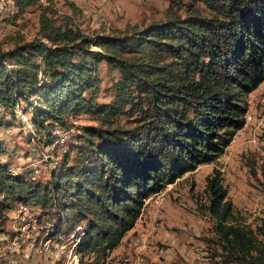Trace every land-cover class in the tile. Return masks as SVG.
<instances>
[{"label":"trees","instance_id":"16d2710c","mask_svg":"<svg viewBox=\"0 0 264 264\" xmlns=\"http://www.w3.org/2000/svg\"><path fill=\"white\" fill-rule=\"evenodd\" d=\"M188 1L208 14L95 36L47 7L39 38L0 51V107L12 116L9 125L23 126L16 110L27 105L31 138L50 147L61 144L57 130L67 133L69 117L98 122L82 128L84 144L70 148L72 160L65 153L47 183L0 161V236L9 212L39 207L46 221L55 218L48 240L77 231L78 255L104 259L147 198L220 157L246 123L247 96L264 82V0ZM102 63L111 75L108 102L98 101ZM134 114L130 127L118 125ZM206 192L216 256L223 264H264V226L258 235L235 221L220 171L207 177Z\"/></svg>","mask_w":264,"mask_h":264},{"label":"rangeland","instance_id":"374dc122","mask_svg":"<svg viewBox=\"0 0 264 264\" xmlns=\"http://www.w3.org/2000/svg\"><path fill=\"white\" fill-rule=\"evenodd\" d=\"M14 1L16 11L13 14L0 12V51H7L16 44L39 38V16L47 7L52 10L50 15L54 19L69 17L88 36L128 31L134 26L143 27L175 17L208 14L202 3L192 5L188 0H38L22 7L17 4V0ZM108 72L109 68L102 63L97 74L102 80L99 102L111 99L107 96L110 94L105 91L111 77ZM247 101L248 119L244 127L236 132L215 162L198 165L147 198L134 227L107 257L103 259L93 253L82 257L76 250L75 255L79 257L76 263L223 264L224 260L215 254L214 224L206 210L207 177L215 169L221 173L235 221L260 235V229L264 226V82L247 96ZM26 108L27 105L21 104L16 110L17 118L23 126L17 121L16 124L9 125L8 123H13L12 116L6 112H3L6 116L0 113V121L4 117V125L0 126V161L8 165L13 173L25 171L36 182L47 183L53 171L62 163L65 153H70L72 160L76 153H71L70 148L84 144L78 140L82 128L96 126L98 122L87 114L69 117L68 128L62 129L67 132L64 141L46 147L38 138H31L32 126L28 122H31L32 112L28 110L24 113L23 109ZM134 116L135 114L130 119L122 116L118 125L122 128L130 127ZM58 203L55 204L57 208ZM8 216L5 233L12 238L19 234L18 226L12 218V212ZM53 222L55 223V218L52 222L46 221L43 211L37 217L40 240H47V235L49 239ZM79 227L82 225H78L76 229ZM76 233L77 231L72 233L68 239L67 235L58 237L64 239L59 241L66 246L62 260L43 256L30 264H68L73 253L70 240ZM54 242L57 243V240ZM0 264L8 263L0 258Z\"/></svg>","mask_w":264,"mask_h":264},{"label":"bare ground","instance_id":"6f19581e","mask_svg":"<svg viewBox=\"0 0 264 264\" xmlns=\"http://www.w3.org/2000/svg\"><path fill=\"white\" fill-rule=\"evenodd\" d=\"M5 14H13L16 11V4L14 0H0V12ZM9 16V15H8ZM12 17V16H11ZM5 109L0 107V113L2 116H6ZM4 119V117H2ZM7 118H5L6 120ZM57 134L61 143L64 141L66 134L57 130ZM26 211L28 214L18 216V213ZM42 211L38 208H31L29 206H21L20 208L12 211V218L16 221L18 226V232L16 236L9 238L4 234L0 236V256L5 259L8 264H30L38 257H45L47 259H59L64 258L65 247L64 242L54 243L51 240H40L39 230L36 224L37 217L41 215ZM29 233H26V232ZM24 238H28L25 240ZM70 240V239H69ZM70 242L73 246V253L68 259V264H77L76 261L79 258L75 255L77 250L78 241L75 240L72 235ZM72 252V251H71ZM69 257V256H68Z\"/></svg>","mask_w":264,"mask_h":264},{"label":"built area","instance_id":"2783aa9c","mask_svg":"<svg viewBox=\"0 0 264 264\" xmlns=\"http://www.w3.org/2000/svg\"><path fill=\"white\" fill-rule=\"evenodd\" d=\"M7 1H8V0H5V3H7ZM245 118H246V120L248 119V118H247V114H246ZM23 214H28V213H26V211H24L23 213H18V216H22ZM4 234H5V233H1V237H2ZM39 235H40V234H39ZM39 235H37V236H39Z\"/></svg>","mask_w":264,"mask_h":264},{"label":"crops","instance_id":"0c3cea01","mask_svg":"<svg viewBox=\"0 0 264 264\" xmlns=\"http://www.w3.org/2000/svg\"><path fill=\"white\" fill-rule=\"evenodd\" d=\"M11 212H12V211H11ZM11 212H10V213H11ZM9 216H10V214H9ZM134 230H135V229H134Z\"/></svg>","mask_w":264,"mask_h":264}]
</instances>
